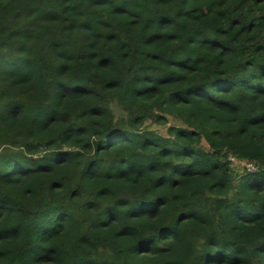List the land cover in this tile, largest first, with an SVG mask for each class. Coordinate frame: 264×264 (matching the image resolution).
<instances>
[{
  "label": "trees",
  "instance_id": "trees-1",
  "mask_svg": "<svg viewBox=\"0 0 264 264\" xmlns=\"http://www.w3.org/2000/svg\"><path fill=\"white\" fill-rule=\"evenodd\" d=\"M0 264H264V0H0Z\"/></svg>",
  "mask_w": 264,
  "mask_h": 264
},
{
  "label": "rangeland",
  "instance_id": "rangeland-1",
  "mask_svg": "<svg viewBox=\"0 0 264 264\" xmlns=\"http://www.w3.org/2000/svg\"><path fill=\"white\" fill-rule=\"evenodd\" d=\"M153 127H156V126L154 125ZM160 131L163 132V133H165V128H164V127H161V128H160ZM231 157H232V156H230L229 159H231ZM231 161H234V162H235V163L233 162L232 166H233V168H234L235 170H237V171H238L239 169H241L240 172H242V171H244V169H245L246 167H247V168L249 167V165H247V166L244 165L245 162H244L243 160H241V161H237L236 159H231Z\"/></svg>",
  "mask_w": 264,
  "mask_h": 264
},
{
  "label": "built area",
  "instance_id": "built-area-1",
  "mask_svg": "<svg viewBox=\"0 0 264 264\" xmlns=\"http://www.w3.org/2000/svg\"><path fill=\"white\" fill-rule=\"evenodd\" d=\"M230 156H232L231 157V159H236L237 161H241V160H239V159H237L235 156H233V155H230ZM229 156V157H230ZM229 157H228V159H229ZM230 159V160H231ZM232 162H234V161H232ZM245 163H244V165L245 166H247V165H249V167L247 168H245L244 170L245 171H249V172H257V171H259L260 170V168H259V166H257L255 163H253V162H249V161H244ZM235 163V162H234Z\"/></svg>",
  "mask_w": 264,
  "mask_h": 264
}]
</instances>
